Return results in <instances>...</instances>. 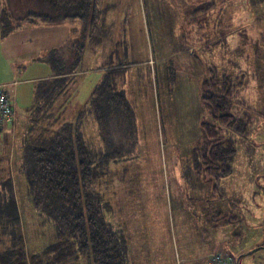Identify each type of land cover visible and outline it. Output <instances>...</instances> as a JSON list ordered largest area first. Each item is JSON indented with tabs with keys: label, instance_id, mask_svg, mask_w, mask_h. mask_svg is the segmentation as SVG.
<instances>
[{
	"label": "rangeland",
	"instance_id": "374dc122",
	"mask_svg": "<svg viewBox=\"0 0 264 264\" xmlns=\"http://www.w3.org/2000/svg\"><path fill=\"white\" fill-rule=\"evenodd\" d=\"M204 1L96 0L99 25L93 31L89 20H60L12 32L6 23L0 26V50L19 79L21 109L34 100L30 78L51 71L42 57L53 48L90 43L93 55L102 46L106 55H94L89 63L83 57V66L130 63L125 89L136 123L122 110L107 113L106 137L122 153L111 157L110 167L98 168L96 182L125 264H211L217 253L234 264V256L264 242V1L216 0L210 13L195 19L193 12ZM5 5L17 18L30 10H55L44 0H0V13ZM214 68L237 83L238 113L252 119L249 135L226 133L236 139L237 156L233 173L215 182L218 189L195 169L194 159L201 122L210 118L202 83ZM1 138L0 183L9 173L14 190L10 183L0 184V207L17 208L29 254L41 252L55 240L54 225L30 202L25 180L19 181L21 161L16 165L14 160L18 140L13 133ZM217 211L238 221H209ZM59 264L88 263L81 258ZM240 264H264V248Z\"/></svg>",
	"mask_w": 264,
	"mask_h": 264
},
{
	"label": "trees",
	"instance_id": "16d2710c",
	"mask_svg": "<svg viewBox=\"0 0 264 264\" xmlns=\"http://www.w3.org/2000/svg\"><path fill=\"white\" fill-rule=\"evenodd\" d=\"M44 1L62 14L54 15L55 10L54 14L30 10L17 18L5 5L0 13V26L6 23L12 32L24 25H49L62 19L89 20L91 30H97L96 0ZM216 4V0H205L193 12L195 19L210 13ZM63 48H53L49 56L42 57L51 67L52 75L35 83L34 100L29 106L21 109L16 98L15 124L0 134L3 139L7 133H13V138L18 140L19 150L14 160L16 165L18 158L21 161L19 181L21 177L25 180L30 202L53 223L55 240L41 252L30 255L17 208L3 205L0 207V264H59L81 258L88 264H125L119 235L106 219L96 182L98 168L110 167L111 157L122 153L106 137L107 113L120 114L122 110L129 122L136 123L135 108L125 89L130 63L103 67L102 79L80 112L64 115L80 82L76 73L86 45L74 43L67 52ZM170 69L174 84L175 69L173 66ZM0 86L14 88L7 83ZM236 88L237 83L230 75L220 74L215 68L207 72L202 83L203 101L210 118L201 122L200 145L194 148L195 169L204 173L213 186L234 171L237 142L233 136H226L227 131L247 136L252 123L249 114L238 113ZM6 183L14 190L9 173L0 184ZM218 187L215 185L214 189ZM11 194L15 201L14 191ZM209 221L224 225L237 222L238 218L217 211ZM233 258L236 264L237 255Z\"/></svg>",
	"mask_w": 264,
	"mask_h": 264
},
{
	"label": "crops",
	"instance_id": "0c3cea01",
	"mask_svg": "<svg viewBox=\"0 0 264 264\" xmlns=\"http://www.w3.org/2000/svg\"><path fill=\"white\" fill-rule=\"evenodd\" d=\"M67 21L68 20H65V22H67ZM24 26L29 27V25H24ZM17 30H19V29H17ZM66 40H67V38H65L61 41L55 42L56 47H58L57 44L63 43ZM72 45H73L72 43H66L59 48L64 47L63 51L67 52V50L69 48H71ZM85 45H86V50H85L84 58L87 60V62H88V59H95L96 55L98 57H100L101 55H103L105 57V55H106L105 46H102V48L99 47L98 50L96 51V54L94 53V55H95L94 56L92 51H91L92 50L91 44L89 43V45H88L85 43ZM5 56H6V54L2 53V51L0 50V65L3 69L0 72V84L7 83V84H10L11 86H13L15 89L14 94H15V97L17 98V87L16 86L19 83V79L17 78V75H16L13 67H10L9 64L7 63V61L4 59ZM84 58H83V61L80 65L78 73H76L79 75L78 80L80 82L77 85V91H75L74 96L73 97L71 96L69 104L66 105V109H67V110H65L66 113L71 114V112H75L76 107H78L80 104H81L80 106L85 105V103L88 101L93 89L100 82V80L102 79L104 72H105L104 68H101V67L87 66V65L83 66ZM102 66L105 67L104 65H102ZM50 69H51V67H50ZM101 69H103V70H101ZM4 70H5V72H3ZM51 75H52L51 71H45L42 74L32 76L30 79H31V81L36 83L39 79L48 78ZM72 86H69V87L72 88ZM71 88H69V89H71ZM127 96H129V95H127ZM17 101H18V99H17Z\"/></svg>",
	"mask_w": 264,
	"mask_h": 264
},
{
	"label": "built area",
	"instance_id": "2783aa9c",
	"mask_svg": "<svg viewBox=\"0 0 264 264\" xmlns=\"http://www.w3.org/2000/svg\"><path fill=\"white\" fill-rule=\"evenodd\" d=\"M14 91V88L0 86V134H3L9 125L15 124L17 101ZM211 264H226L225 258L217 253L212 256Z\"/></svg>",
	"mask_w": 264,
	"mask_h": 264
},
{
	"label": "water",
	"instance_id": "95a60500",
	"mask_svg": "<svg viewBox=\"0 0 264 264\" xmlns=\"http://www.w3.org/2000/svg\"><path fill=\"white\" fill-rule=\"evenodd\" d=\"M261 248H264V244H261V245L255 247L254 249H252V250H250V251H248V252H246V253H242V254H240V255L237 257V259H236V264H240V261H241V259H242L244 256H246V255H250V254H253L254 252H256L257 250H259V249H261Z\"/></svg>",
	"mask_w": 264,
	"mask_h": 264
}]
</instances>
